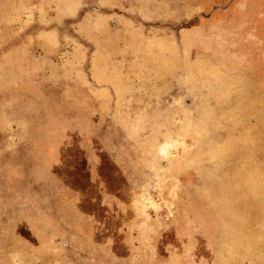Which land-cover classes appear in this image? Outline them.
<instances>
[{"label": "rangeland", "instance_id": "obj_1", "mask_svg": "<svg viewBox=\"0 0 264 264\" xmlns=\"http://www.w3.org/2000/svg\"><path fill=\"white\" fill-rule=\"evenodd\" d=\"M65 1L0 38V264H264V0Z\"/></svg>", "mask_w": 264, "mask_h": 264}, {"label": "crops", "instance_id": "obj_2", "mask_svg": "<svg viewBox=\"0 0 264 264\" xmlns=\"http://www.w3.org/2000/svg\"><path fill=\"white\" fill-rule=\"evenodd\" d=\"M65 0H0V38L3 37V30L4 28L14 30L16 34H18V37H22V35H26L28 28H33L38 31V33H44V29L46 28V25L41 22V19L39 18V14H43L45 12H49L52 16H55L56 18L57 12L60 10V13L62 10L59 8L60 2H64ZM104 0H98L95 2L94 9H100L103 5L102 3ZM65 3H67L65 1ZM63 5V4H62ZM56 7L58 9L56 10ZM65 7V6H64ZM35 11V13L32 16V12ZM29 11H31L29 13ZM64 11L68 12V8L64 9ZM71 12V10H69ZM61 18V17H60ZM67 18V17H66ZM65 18V19H66ZM40 20V22H38ZM68 21V20H67ZM32 24L29 27V23ZM53 26L57 25H50L49 28H53ZM52 30H50L51 32ZM5 32V31H4ZM27 38L26 36L24 39ZM0 39V41H1ZM27 40V39H26ZM38 41V40H35ZM109 212H118L117 207L115 205H112L108 208ZM85 216L93 221V226L90 230L78 232L80 235L84 236L86 240H91L92 244L97 243V234L101 232V229L98 228L97 225H101L97 221L100 220V217L98 215L85 213ZM112 216H110L111 218ZM110 233H106V235H109ZM122 237L124 238V230L122 232ZM97 235V236H96ZM116 241H112L111 238L107 241H104L102 244L99 245V250H107L116 258L119 259H130L135 261V264H140V259H136L137 256H135L132 251H135L133 248L129 246V243H125V245H116ZM125 249L126 252H129L128 255H124L123 250ZM99 251V252H101ZM136 257V258H135Z\"/></svg>", "mask_w": 264, "mask_h": 264}]
</instances>
